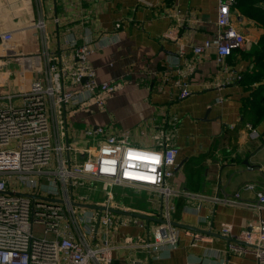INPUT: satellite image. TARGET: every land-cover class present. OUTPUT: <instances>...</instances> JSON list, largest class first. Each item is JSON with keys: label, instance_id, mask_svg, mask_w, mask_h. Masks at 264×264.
<instances>
[{"label": "crops", "instance_id": "1", "mask_svg": "<svg viewBox=\"0 0 264 264\" xmlns=\"http://www.w3.org/2000/svg\"><path fill=\"white\" fill-rule=\"evenodd\" d=\"M218 6L219 0H0V31L14 35L12 43L0 46V104L8 103L9 96L15 105L22 103L21 95L45 75L46 53L59 54L65 41L92 42L90 62L98 80L126 85L103 109L94 106L69 117L70 139L74 131L104 127L117 135L128 132L133 144L153 148L154 126L167 116L179 120L178 167L168 180L180 193L169 199L170 219L178 230L176 247L151 256L127 243L149 241L152 228L166 218L167 201L157 191L118 187L114 208L107 209L100 183L78 207L80 215L109 211L137 220L118 229L101 225L90 238L108 241L113 264H259L235 237L248 223L264 218V212L186 196L257 203L258 193H264V119L257 121L248 106L261 83L243 85L256 65L241 55L260 49L264 26L235 6L233 23L250 42L248 51L235 50L224 68L216 61L215 48L196 57L192 47L212 40L217 30ZM260 7L264 10V4ZM175 13L180 23L172 17ZM40 20L45 29L38 28ZM171 30L187 50L184 57L174 40L164 38ZM186 60L195 64L191 76ZM183 84L192 94L179 99ZM247 124L255 126L258 137L250 135ZM224 225L232 226L233 238L222 235ZM68 231L80 240L85 221L77 216Z\"/></svg>", "mask_w": 264, "mask_h": 264}, {"label": "built area", "instance_id": "2", "mask_svg": "<svg viewBox=\"0 0 264 264\" xmlns=\"http://www.w3.org/2000/svg\"><path fill=\"white\" fill-rule=\"evenodd\" d=\"M236 3L219 0L217 30L212 40L192 47L196 57L215 48L216 61L224 68L235 50L248 51L250 42L233 23ZM172 17L181 22L178 13ZM37 26L45 29L44 21ZM175 34L171 30L164 38L174 40L178 55L184 57L187 50ZM13 39L12 32L0 31L1 47ZM92 46V42L65 41L59 54L46 53L45 75L21 95L20 105L13 103V96L8 97V103L0 104V264H113L108 241L99 243L90 238L98 235L101 225L118 229L138 222L117 218L109 211L105 215L79 214L78 207L90 200L100 183L107 196L103 204L107 209L114 208L118 187L157 191L167 201L165 222L152 228L149 241L141 244L129 239V245L154 256L164 247L173 248L179 243L178 230L170 219L169 199L180 193L168 184L178 167L177 117L167 116L154 126L153 148L133 144L128 132L117 135L104 127L74 131L73 139L69 138V117L89 112L94 106L103 109L126 85L98 80L90 62ZM186 66L187 75H193L194 62L186 60ZM179 87V99L192 94L187 84ZM246 128L258 137L253 125L247 124ZM186 196L264 212L262 192L258 193L257 203L191 193ZM77 216L85 221L86 231L79 232L80 240L68 231ZM36 225L44 227V238L35 235ZM49 234L54 238L49 239ZM222 235L233 238L232 226L224 225ZM235 239L249 247L259 264H264V218L248 223Z\"/></svg>", "mask_w": 264, "mask_h": 264}, {"label": "trees", "instance_id": "3", "mask_svg": "<svg viewBox=\"0 0 264 264\" xmlns=\"http://www.w3.org/2000/svg\"><path fill=\"white\" fill-rule=\"evenodd\" d=\"M261 4H264V0H237L235 6L244 16L256 20L264 26V10L260 7ZM260 46V49L253 53L241 52V55L251 57L256 65L253 73L245 75L243 85L251 88L253 85L261 83L258 91H255V100L248 105L255 114L257 121L264 119V84H262L264 82V37ZM253 127L255 128L254 125Z\"/></svg>", "mask_w": 264, "mask_h": 264}, {"label": "rangeland", "instance_id": "4", "mask_svg": "<svg viewBox=\"0 0 264 264\" xmlns=\"http://www.w3.org/2000/svg\"><path fill=\"white\" fill-rule=\"evenodd\" d=\"M89 145H90V146H93L94 143L89 142ZM86 146H87V144H82V145H81V147H86ZM34 231H35V235H36L37 237H39V238H44V237H45L44 227H43V226H41V225H36V226L34 227ZM48 238L51 239V236L49 235Z\"/></svg>", "mask_w": 264, "mask_h": 264}, {"label": "water", "instance_id": "5", "mask_svg": "<svg viewBox=\"0 0 264 264\" xmlns=\"http://www.w3.org/2000/svg\"><path fill=\"white\" fill-rule=\"evenodd\" d=\"M32 198H37L35 196H31ZM74 203V202H73ZM76 206L77 204L74 203ZM86 207H89V208H94L93 206H90V205H86ZM114 212H117V211H114ZM119 214H124V213H119ZM128 215H131V216H135V217H138V218H143V219H146V217L142 216V215H138V214H135V213H127ZM165 221L164 220H160L159 223L162 224L164 223ZM174 225V224H173ZM175 226V225H174Z\"/></svg>", "mask_w": 264, "mask_h": 264}]
</instances>
